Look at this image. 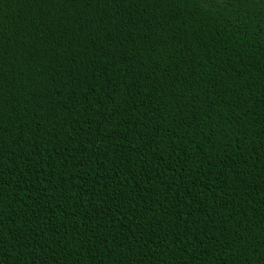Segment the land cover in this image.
I'll return each instance as SVG.
<instances>
[{
    "label": "trees",
    "instance_id": "obj_1",
    "mask_svg": "<svg viewBox=\"0 0 264 264\" xmlns=\"http://www.w3.org/2000/svg\"><path fill=\"white\" fill-rule=\"evenodd\" d=\"M0 264H264V0H0Z\"/></svg>",
    "mask_w": 264,
    "mask_h": 264
}]
</instances>
